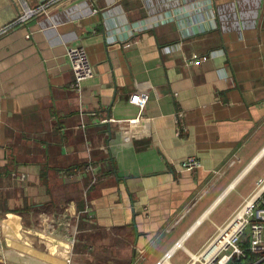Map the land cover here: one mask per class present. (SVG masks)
Returning <instances> with one entry per match:
<instances>
[{
	"label": "crops",
	"instance_id": "0c3cea01",
	"mask_svg": "<svg viewBox=\"0 0 264 264\" xmlns=\"http://www.w3.org/2000/svg\"><path fill=\"white\" fill-rule=\"evenodd\" d=\"M77 45L93 70L79 94L65 55ZM140 91L148 136L127 143L119 124L94 123L135 117ZM262 156L264 0H0L7 249L64 264L68 233L70 264H188L230 216L217 223L213 209ZM188 158L200 167L181 169ZM87 163L95 173L69 177Z\"/></svg>",
	"mask_w": 264,
	"mask_h": 264
},
{
	"label": "built area",
	"instance_id": "2783aa9c",
	"mask_svg": "<svg viewBox=\"0 0 264 264\" xmlns=\"http://www.w3.org/2000/svg\"><path fill=\"white\" fill-rule=\"evenodd\" d=\"M209 3L211 0H208ZM44 9L41 5L36 10L26 9L22 15H19L15 23H22L29 19L38 10ZM66 59L73 74V80L70 84L71 89L78 94L81 92V83L93 77V70L89 61L88 55L82 46H68L66 48ZM193 62L204 60L205 56H197L192 53L190 56ZM148 95L144 91L133 93L130 96L129 102L139 108V112L135 117L125 121H115L114 119L94 120V123H116L119 124V132L122 141L130 143L134 139L149 135V117L142 113ZM175 124L177 125L178 134V115H175ZM183 170L190 171L200 167V162L194 158H188L180 163ZM90 172L95 173L91 163H87L81 168L74 170V175L85 174ZM60 173V172H59ZM95 178L92 179L93 183ZM69 213H67L68 215ZM4 214L0 211V224L3 221ZM64 219V226H67L68 231L71 219L74 224L77 221V216H69ZM67 219V220H66ZM63 225V224H61ZM64 226H61L65 228ZM55 235V234H54ZM63 236V241L67 242L70 250L67 254L64 264L71 263L72 248L74 237ZM1 244V242H0ZM248 254L255 256L257 263H264V175L255 181V185L250 193L238 204L232 211L230 216L224 223L216 228L215 233L202 249L195 254H189L190 261L188 264H228L232 259L240 260ZM155 264H163L158 261Z\"/></svg>",
	"mask_w": 264,
	"mask_h": 264
},
{
	"label": "rangeland",
	"instance_id": "374dc122",
	"mask_svg": "<svg viewBox=\"0 0 264 264\" xmlns=\"http://www.w3.org/2000/svg\"><path fill=\"white\" fill-rule=\"evenodd\" d=\"M261 171H264V156H262V158L239 180L236 186L221 200V202L218 203L211 212L210 219L217 223L226 219L234 207L238 205V203L252 190L255 185V180L258 176H261ZM206 224V227L210 225L208 222H206ZM3 247L6 248V246ZM34 258L39 259L37 255H34ZM34 258H31L29 262L35 264L34 262L38 260H35ZM37 264H40L39 261Z\"/></svg>",
	"mask_w": 264,
	"mask_h": 264
},
{
	"label": "bare ground",
	"instance_id": "6f19581e",
	"mask_svg": "<svg viewBox=\"0 0 264 264\" xmlns=\"http://www.w3.org/2000/svg\"><path fill=\"white\" fill-rule=\"evenodd\" d=\"M44 237H47V236H44ZM48 237H50V239L52 240V241H59L57 238H55L54 236H48ZM63 244H64V246L65 247H67V248H69V245H68V243L67 242H65V241H61ZM17 248H19V246L18 247H13L12 249H7V248H4L3 247V245H1L0 244V253H7L8 254V256H10V254L11 253H16V255H15V257H13V258H15V259H18V261H20L21 263H29V260H31L29 257H27V256H23V257H21V255H23V253L22 252H19L18 251V249ZM4 255V254H3ZM32 261H34V260H32ZM35 264H37L38 263V261H35L34 262ZM40 263V262H39Z\"/></svg>",
	"mask_w": 264,
	"mask_h": 264
},
{
	"label": "trees",
	"instance_id": "16d2710c",
	"mask_svg": "<svg viewBox=\"0 0 264 264\" xmlns=\"http://www.w3.org/2000/svg\"><path fill=\"white\" fill-rule=\"evenodd\" d=\"M252 259H255V256H253V255H251V254H248L245 258H243V259H240V260H237V261H235L234 259H232V260H234V261H232L231 262V264H244L243 263V261L244 262H249V261H251ZM243 260V261H242Z\"/></svg>",
	"mask_w": 264,
	"mask_h": 264
}]
</instances>
